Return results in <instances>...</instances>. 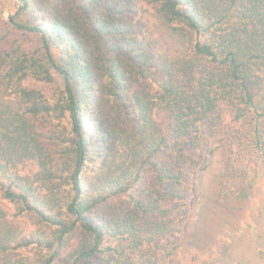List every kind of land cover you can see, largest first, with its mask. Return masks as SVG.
<instances>
[{
	"label": "trees",
	"instance_id": "trees-1",
	"mask_svg": "<svg viewBox=\"0 0 264 264\" xmlns=\"http://www.w3.org/2000/svg\"><path fill=\"white\" fill-rule=\"evenodd\" d=\"M36 1L0 30V264H170L218 144L264 160V0Z\"/></svg>",
	"mask_w": 264,
	"mask_h": 264
},
{
	"label": "rangeland",
	"instance_id": "rangeland-1",
	"mask_svg": "<svg viewBox=\"0 0 264 264\" xmlns=\"http://www.w3.org/2000/svg\"><path fill=\"white\" fill-rule=\"evenodd\" d=\"M42 5L41 0L36 1ZM19 0H0V30L9 15L31 21V14H16ZM152 26V22L148 21ZM23 45L33 50L39 37L28 33ZM50 94L48 84L30 82ZM226 143L220 142L209 166L196 180V199L187 229L170 264H262L264 254V160L245 173L230 172Z\"/></svg>",
	"mask_w": 264,
	"mask_h": 264
}]
</instances>
